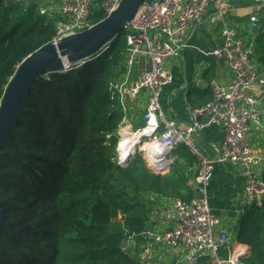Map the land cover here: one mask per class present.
Wrapping results in <instances>:
<instances>
[{"label": "trees", "instance_id": "trees-1", "mask_svg": "<svg viewBox=\"0 0 264 264\" xmlns=\"http://www.w3.org/2000/svg\"><path fill=\"white\" fill-rule=\"evenodd\" d=\"M38 7L0 0V103L20 64L54 39L57 19ZM107 16L96 13L92 24ZM256 44L264 69V30ZM125 53L123 33L102 56L30 91L0 155V264H143L141 234L160 210L158 196L194 199L184 164L196 157L186 146L167 176L150 172L140 153L127 166L117 162L123 114L110 87L126 72ZM239 227L246 264H264V206L246 209Z\"/></svg>", "mask_w": 264, "mask_h": 264}, {"label": "built area", "instance_id": "built-area-1", "mask_svg": "<svg viewBox=\"0 0 264 264\" xmlns=\"http://www.w3.org/2000/svg\"><path fill=\"white\" fill-rule=\"evenodd\" d=\"M231 1L153 0L139 10L124 31L126 66L131 67L137 59L146 58L149 68L132 82L113 83L110 87L111 99L120 102L123 114L119 136L123 138L128 123V100H137L147 94V107L143 114L145 125L135 132L143 137L132 153L148 139L149 143L145 144L140 154L148 168L157 175L169 172L171 155L181 145L191 148L198 158V173L194 185L197 196L190 202L176 198L167 203L161 213L170 228L162 232L149 228L141 234L147 242L143 248V258L150 264H165L163 254L153 257L154 243L171 249L175 264H201L204 260L211 264H246L245 259L250 255V248L246 245L236 244L229 248L231 241L225 231L216 234L215 229L221 221L213 215L208 200L215 166L230 164L243 170L244 204L247 209H260L264 206V179L258 170L263 159L254 155L249 140L255 129L264 135L260 101L252 94L257 88L264 89V69L254 60L256 43L264 30V12L251 15V35L245 38L227 20L224 6ZM45 2L38 0V10L42 15L52 17ZM117 2L118 0H61L59 27H56L51 43L57 45L66 37L88 30L93 26L92 18L96 13L109 15ZM211 6L217 11L220 29L221 47L217 54L224 56L233 79L228 86L214 82L213 100L193 111L194 119L202 122L197 123L195 129L182 130L165 114L161 106L162 91L172 82L166 63L185 48L186 42L178 34L188 32L200 24ZM87 62H65L62 74L77 70ZM214 126L224 132V142L216 156L210 158L195 149L193 135L196 130ZM161 129L163 131L160 133ZM146 145L151 147L146 148ZM152 145H155L154 149ZM166 155L168 157L164 158ZM116 158L119 164L128 158L124 159L118 152V145ZM126 245L129 249L133 247L131 242ZM224 247L231 249L228 259H222L218 255Z\"/></svg>", "mask_w": 264, "mask_h": 264}, {"label": "crops", "instance_id": "crops-1", "mask_svg": "<svg viewBox=\"0 0 264 264\" xmlns=\"http://www.w3.org/2000/svg\"><path fill=\"white\" fill-rule=\"evenodd\" d=\"M45 1V6L50 10V16L58 18L61 0ZM248 2L249 0H232L224 6L231 27L239 29L245 38H249L251 35L249 28L251 15L264 11V0H253V4H248ZM178 36L186 42V45L179 55L169 59L166 63L172 82L162 91L161 106L165 114L174 120L180 129H195L196 124H200L199 122L202 120L196 121L193 111L213 100V83L217 82L222 86H228L233 77L224 56L217 54L221 47V39L217 11L213 6L200 24L188 32L179 33ZM255 62L257 63L256 59ZM148 68V59L139 58L133 66H126V72L121 75L119 82H132ZM252 94L260 101L264 119V89L257 88ZM147 97L148 95L144 94L137 100H128V123L124 134H133L144 127L143 114L147 107ZM142 125L143 127H141ZM162 131L163 129L160 130V133ZM196 132L193 135L195 149L205 156L215 157L224 142L222 129L214 126L199 129ZM249 140L254 155L263 159L262 166L258 170L264 179V135L255 129ZM182 146L184 145L179 146L172 153V165L178 159L175 152ZM191 151L193 152L192 149ZM195 157L196 163L193 166L184 164L185 177L189 178L187 186L194 191V198L197 196L194 185L198 173V158L196 155ZM180 162L183 161L180 160ZM244 190L245 180L241 168L230 164L215 166L210 180L208 200L213 215L221 221L215 232L219 234L225 231L229 235L231 241L229 248L241 244L238 240L239 223L247 209L244 204ZM158 197H160L158 200L161 201V206L160 210L152 215L151 228L162 232L170 226L161 211L167 206V203L172 201V197ZM161 248L165 250V254H163L165 264H175L172 250L162 247L160 244H153V257L162 254ZM229 248H221L219 257L228 259L231 251Z\"/></svg>", "mask_w": 264, "mask_h": 264}, {"label": "water", "instance_id": "water-1", "mask_svg": "<svg viewBox=\"0 0 264 264\" xmlns=\"http://www.w3.org/2000/svg\"><path fill=\"white\" fill-rule=\"evenodd\" d=\"M151 1L118 0L116 7L101 22L82 33L64 38L57 45L50 43L41 47L20 64L0 103V155L15 133L36 82L49 75L62 74L65 62L77 64L102 56L122 36L139 10ZM131 158L132 154L119 165L127 166ZM3 224L4 207L0 200V231Z\"/></svg>", "mask_w": 264, "mask_h": 264}, {"label": "bare ground", "instance_id": "bare-ground-1", "mask_svg": "<svg viewBox=\"0 0 264 264\" xmlns=\"http://www.w3.org/2000/svg\"><path fill=\"white\" fill-rule=\"evenodd\" d=\"M143 136L140 133H133V134H124L123 138L120 140L118 144V152L121 153L122 157L126 159L130 153H132L133 148L136 144L141 142V138ZM125 138V139H124ZM151 147V145H146V148ZM155 145H152V148L154 149Z\"/></svg>", "mask_w": 264, "mask_h": 264}, {"label": "rangeland", "instance_id": "rangeland-1", "mask_svg": "<svg viewBox=\"0 0 264 264\" xmlns=\"http://www.w3.org/2000/svg\"><path fill=\"white\" fill-rule=\"evenodd\" d=\"M17 1H19V2L22 3V4H25V3L30 4V3H34V2L37 3V2H38V0H17ZM58 24H59V23H58V18H57V22H56V27H57V28L59 27ZM55 31H56V29H55ZM114 83H119V80L115 81ZM141 127H143V125H142ZM120 139H121V137L119 136V142H120ZM146 143H149V141L144 140V142H142V144L138 145V146L136 147V152H134V154L131 153V154H132V157H134L136 154L140 153V151L145 147V144H146ZM129 155H130V154H129ZM129 155H128V157H129ZM145 163H146V162H145ZM146 166H147V165H146ZM147 168H148V166H147ZM170 169H171V167H170ZM148 170H149L150 172H152V173L155 174V172L151 171L149 168H148ZM169 172H170V170H169ZM169 172H168V173H169ZM168 173H167V174H163L162 176H167ZM171 199L173 200V199H176V198L172 197ZM161 249H162V248H161ZM161 253H162V254H165V250L162 249ZM142 262H143V264H148L147 261H145L143 258H142Z\"/></svg>", "mask_w": 264, "mask_h": 264}]
</instances>
